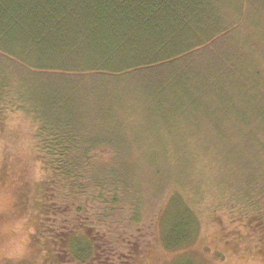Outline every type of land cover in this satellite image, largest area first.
Instances as JSON below:
<instances>
[{
    "label": "rangeland",
    "instance_id": "1",
    "mask_svg": "<svg viewBox=\"0 0 264 264\" xmlns=\"http://www.w3.org/2000/svg\"><path fill=\"white\" fill-rule=\"evenodd\" d=\"M202 9L193 28L179 19L177 49H188L152 70L94 71L103 55L78 40L44 54L42 65L60 63L38 71L0 52V264L66 263L61 219L44 215L40 151L69 155L96 230L107 220L108 233L130 232L133 264H264L246 225L264 209V0ZM103 202L108 218L96 213ZM89 243L79 232L70 258L90 259Z\"/></svg>",
    "mask_w": 264,
    "mask_h": 264
},
{
    "label": "trees",
    "instance_id": "2",
    "mask_svg": "<svg viewBox=\"0 0 264 264\" xmlns=\"http://www.w3.org/2000/svg\"><path fill=\"white\" fill-rule=\"evenodd\" d=\"M205 2L206 0H0V52L7 59L19 63L24 71H38L60 63L42 65V61L46 60L44 54L52 50L60 51L69 44L73 46L74 41L78 40L85 54L92 57L103 55L99 61L101 64L97 67L93 68L95 64L92 66L88 63L87 68L92 67L94 71L122 75L152 70L163 63L176 60L177 55L188 49V44L181 46L179 52L177 49L179 39H186V31L181 29L179 19L185 18L192 28L197 26L200 24L196 22L202 16ZM109 52L116 57L111 58ZM122 55L127 56L122 58ZM109 57L116 63H105ZM121 65L127 66L126 69L118 68ZM56 148L66 149V146L56 145L54 150ZM40 152L47 172L44 181V215L46 218L52 214L61 219V223L57 224L65 229L66 238L62 242L66 248L61 249L58 254L62 258L66 256L64 264H133L137 257V243H134L130 232L120 228L121 225L118 224L117 229L108 233L110 227L107 220L103 222L104 227L108 228L106 232L96 230L97 224L90 217L93 206L89 207V202H86L92 193L81 186V181L80 186L75 184V180L80 178L75 166L70 171L66 170L67 165L73 164L69 155L57 152L54 158L45 155L43 152L46 151ZM68 176L69 183L66 184ZM68 198L70 202L66 203ZM73 201L77 204L72 203ZM101 206V210L98 209L96 213L108 218L110 209L104 202ZM58 207H65V212L55 214L54 209ZM68 207L70 210H67ZM259 212L262 214L246 225L258 238V245H264V209ZM72 213L76 215L66 217ZM70 219L72 220L68 222ZM80 220L86 225L78 224ZM88 222L94 224L88 227ZM54 228L55 226H51V229ZM79 232L85 233L92 247L91 258L87 261H74L68 254L71 251L69 243ZM53 241L55 245H62L57 244V238H53Z\"/></svg>",
    "mask_w": 264,
    "mask_h": 264
}]
</instances>
